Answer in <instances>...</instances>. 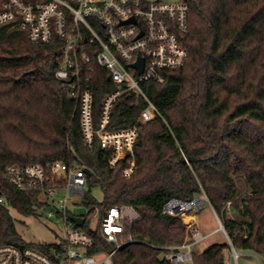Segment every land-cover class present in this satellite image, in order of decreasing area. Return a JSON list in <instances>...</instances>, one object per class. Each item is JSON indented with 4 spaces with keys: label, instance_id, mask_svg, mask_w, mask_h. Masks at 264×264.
Listing matches in <instances>:
<instances>
[{
    "label": "trees",
    "instance_id": "trees-1",
    "mask_svg": "<svg viewBox=\"0 0 264 264\" xmlns=\"http://www.w3.org/2000/svg\"><path fill=\"white\" fill-rule=\"evenodd\" d=\"M182 1L188 6V30L180 38L187 61L168 71L164 83L142 86L155 117L141 122L148 104L130 93L113 107L109 131L137 129L136 169L128 178L122 176L125 163L110 169L111 150L98 141L92 149L84 145L76 102L55 78L62 42L35 45L24 31L0 26V196L8 203L0 204V246L42 252L51 246L26 242L17 233L9 210L28 217L44 204L37 192L17 191L4 175L11 166L60 162L88 172L81 201L88 212L77 216L84 223H69L99 247L108 245L98 228L90 229L96 213L99 218L114 207L145 209L141 220L125 228L124 237L135 242L120 248L112 264H168L163 255L184 243L186 227L179 216L162 215V208L200 196L236 252L264 259V0ZM85 69L98 127L100 101L116 86L94 62ZM227 249L226 243L194 248L191 264H224Z\"/></svg>",
    "mask_w": 264,
    "mask_h": 264
},
{
    "label": "built area",
    "instance_id": "built-area-1",
    "mask_svg": "<svg viewBox=\"0 0 264 264\" xmlns=\"http://www.w3.org/2000/svg\"><path fill=\"white\" fill-rule=\"evenodd\" d=\"M3 25L24 31L35 45H47L52 39L62 42L55 78L68 98L76 102L84 145L92 149L98 141L102 150H111L110 169L125 163L122 176L130 177L136 169L137 129L109 131L113 107L123 93H130L141 96L148 104L140 115L141 122L155 117V108L143 94L142 86L162 84L168 71L185 65L188 51L180 38L188 30L187 4L182 0H32L29 3L5 0L0 6V26ZM139 59L143 60L141 73L131 67ZM93 62L108 72L116 86L100 101L98 127L94 125L93 95L85 88L89 82L85 68ZM4 180L19 192H37L44 207L53 208L46 217L61 221L64 237L46 252L0 246V264H112L120 248L135 242L124 237L125 228L145 216L144 208L133 206L103 212L96 227L90 228L92 231L98 228L102 241L108 245L102 248L69 223L70 216L77 217L72 209L79 205L76 200L82 199L86 186L83 169L60 162L23 168L11 166ZM205 202L208 203L206 198L191 202L171 200L163 206L162 215L183 217L189 228L184 243L169 247L170 252L163 255L168 264H191V251L212 235L202 234L192 219ZM0 204L8 205L2 195ZM217 222L228 246L226 252L232 262L229 264H237L239 253L232 247L218 218Z\"/></svg>",
    "mask_w": 264,
    "mask_h": 264
},
{
    "label": "rangeland",
    "instance_id": "rangeland-1",
    "mask_svg": "<svg viewBox=\"0 0 264 264\" xmlns=\"http://www.w3.org/2000/svg\"><path fill=\"white\" fill-rule=\"evenodd\" d=\"M163 2H175L177 0H162ZM239 187L244 191L243 185L241 182L239 183ZM62 197V193L60 194ZM92 195L96 199V201L100 202L102 200V194L99 189H92ZM202 200L205 199L204 196L198 197ZM78 201L79 205L72 209V212L75 216H84L87 214L88 210L86 207L81 204L80 200ZM80 201V202H79ZM204 208L200 211L196 212L193 215V220L195 224V228L198 229L202 234L209 235L212 234L207 240H205L202 244H199L195 248L197 250H201L206 246H209L214 243H225V236L220 231L219 225L217 222L216 215L212 212L208 203H204ZM48 210H52L53 208L42 207L40 208L35 215L33 216H22L18 214L14 209H10V215L14 220L15 228L19 236L26 242L37 244V245H52L58 243L64 237V229L61 221L53 219H48L46 217V213ZM193 214V213H192ZM192 214H188L191 216ZM228 216L233 218H237L236 215L227 211ZM182 224L186 227V233L189 228L187 224L184 222L187 221L185 218L180 217ZM98 222L97 213L90 219L89 226L90 228H95ZM239 257L237 260V264H264L261 259L255 255H252L250 252L246 251H238ZM224 263H232L229 257L228 252L224 253Z\"/></svg>",
    "mask_w": 264,
    "mask_h": 264
},
{
    "label": "water",
    "instance_id": "water-1",
    "mask_svg": "<svg viewBox=\"0 0 264 264\" xmlns=\"http://www.w3.org/2000/svg\"><path fill=\"white\" fill-rule=\"evenodd\" d=\"M142 66H143V60H142V59H139V60L137 61V63H135V64L132 65L131 67L138 69L139 73H141V71H142ZM84 172H85V174L88 173L86 170H85ZM69 220H70L73 224H75V225H77V226H82L83 223H84V220H83L82 218H79V217L70 216V217H69ZM223 231H224V230H223Z\"/></svg>",
    "mask_w": 264,
    "mask_h": 264
}]
</instances>
